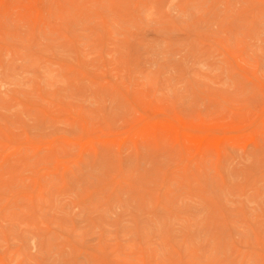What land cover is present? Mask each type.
<instances>
[{"label":"rangeland","instance_id":"rangeland-1","mask_svg":"<svg viewBox=\"0 0 264 264\" xmlns=\"http://www.w3.org/2000/svg\"><path fill=\"white\" fill-rule=\"evenodd\" d=\"M0 264H264V0H0Z\"/></svg>","mask_w":264,"mask_h":264}]
</instances>
